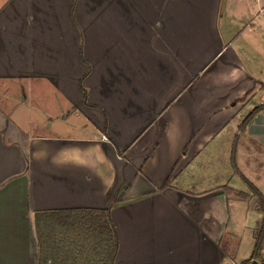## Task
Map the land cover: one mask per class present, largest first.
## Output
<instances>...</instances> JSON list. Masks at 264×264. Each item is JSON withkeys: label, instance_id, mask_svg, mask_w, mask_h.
I'll return each instance as SVG.
<instances>
[{"label": "crops", "instance_id": "0c3cea01", "mask_svg": "<svg viewBox=\"0 0 264 264\" xmlns=\"http://www.w3.org/2000/svg\"><path fill=\"white\" fill-rule=\"evenodd\" d=\"M226 2L0 0V264H36L35 214L71 209L109 210L115 264L246 261L232 181L264 197L237 158L264 147L259 114L240 130L264 85L221 25L253 0Z\"/></svg>", "mask_w": 264, "mask_h": 264}, {"label": "trees", "instance_id": "16d2710c", "mask_svg": "<svg viewBox=\"0 0 264 264\" xmlns=\"http://www.w3.org/2000/svg\"><path fill=\"white\" fill-rule=\"evenodd\" d=\"M262 111L264 103L244 118L240 130L244 132L254 116ZM249 187L251 193L239 191L237 198H256L264 213V197L251 185ZM34 228L38 248L36 264H115L118 237L108 209L38 212L34 216ZM253 239L252 254L241 264H257L254 259L263 250L264 218L254 229Z\"/></svg>", "mask_w": 264, "mask_h": 264}, {"label": "rangeland", "instance_id": "374dc122", "mask_svg": "<svg viewBox=\"0 0 264 264\" xmlns=\"http://www.w3.org/2000/svg\"><path fill=\"white\" fill-rule=\"evenodd\" d=\"M78 2H81V4H78V6H83L84 0H78ZM255 1H253L254 8L255 6ZM225 4L227 7V2L225 0ZM144 6L141 5L140 8L142 9ZM225 7V8H226ZM223 14V13H222ZM255 15V12L253 16ZM228 12L226 9V12H224L223 18L221 19V25L226 28L228 33H235V36H233L232 39H234L233 46L237 49L234 48L236 53L240 55V60L241 63L244 65L245 69L247 70V73H249L254 79L258 80L259 82L263 83L264 85V16L259 15L257 18H253V26L250 28H247L243 33L242 30H237L234 32V26L231 28L226 26V22L229 19L228 17ZM252 20V19H251ZM251 25V24H250ZM225 31V30H224ZM235 37V38H234ZM237 54V55H238ZM264 97V86L263 88L258 92V94L252 99L250 102V106L246 109L253 108L255 106H260L262 103L261 99ZM261 113V114H260ZM258 113L259 114V119H264V111ZM257 114V115H258ZM256 116V115H255ZM254 116V117H255ZM245 116L243 117V119ZM219 145H224V144H219ZM246 150H243V148L240 146L238 147V154L237 158L239 163L241 164V167L249 174L252 175L254 178H256V182L260 187H262V192L264 194V174H263V169H264V147H261L260 145H257V150L251 146L250 143L246 142ZM209 150V149H207ZM207 152V151H206ZM251 153H253L251 155ZM250 157V158H249ZM222 178L227 177L224 174L219 175ZM202 176H200L201 178ZM244 177V176H243ZM210 181L206 184L212 185L216 183V180L218 176H215L214 179L210 177ZM243 181L240 180L239 178L234 179L232 181L233 187L242 190V191H248L247 189L248 186L242 183ZM239 191H237L238 193ZM251 193V192H250ZM237 198V194H236ZM238 199V198H237ZM250 199V198H249ZM248 199V200H249ZM254 201V206L252 209H254V214L249 213L248 215H245V211L243 208L247 209V204L248 200H239L242 201L244 205H238L239 208L241 209V212L237 215L238 220H240L243 224L241 227L239 224L237 227L233 228V220L231 221L232 228L235 229V233L239 238V243H238V255L236 257L237 262H241L243 260H247L253 251L254 248V243L251 237V229L254 227V220L257 221V225L255 228H257L263 221L264 218V213L260 211V204H258V201L256 198H253ZM250 207V206H249ZM253 210H251L252 212ZM261 215L259 219H257V215ZM243 218H246V223L243 222ZM244 227V228H243ZM245 227H248L247 229ZM252 240V246L250 248V241ZM232 243V242H231ZM247 244V251L245 250ZM263 250L259 254V257L254 259V262L257 264H263L264 263V242L262 246Z\"/></svg>", "mask_w": 264, "mask_h": 264}, {"label": "built area", "instance_id": "2783aa9c", "mask_svg": "<svg viewBox=\"0 0 264 264\" xmlns=\"http://www.w3.org/2000/svg\"><path fill=\"white\" fill-rule=\"evenodd\" d=\"M255 1L256 12L254 18H257L259 15L264 16V0H253Z\"/></svg>", "mask_w": 264, "mask_h": 264}]
</instances>
